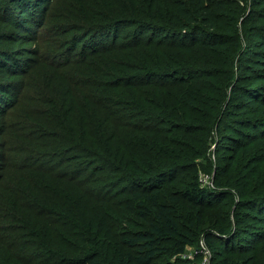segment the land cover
<instances>
[{"label": "trees", "instance_id": "trees-1", "mask_svg": "<svg viewBox=\"0 0 264 264\" xmlns=\"http://www.w3.org/2000/svg\"><path fill=\"white\" fill-rule=\"evenodd\" d=\"M77 1L80 6L88 3L95 15L99 14V19L93 24H82L81 41L64 42L67 47L61 64L45 63L54 69L59 66L70 95L67 98L65 94L59 96L60 108L62 110L63 106L66 113L62 111L55 119H47L44 112H40L38 114L44 117L42 121L32 118L33 131L40 140L34 142L32 154L21 155L17 164L13 163L22 173L14 176L15 182L9 185V194L2 202V210L11 216L0 212V244L12 252L13 257L8 264H49L57 254L47 248L50 244L44 243L53 236L47 233L52 231L61 240L77 236L78 229L72 225L77 220L69 198L57 197L67 185L73 189L70 191L72 204L83 199L108 201L111 207L122 211V215L126 211L123 220L128 215L129 219L142 220L139 226L135 222L131 225L132 220H129L127 225L131 228L121 230L118 236L120 256L115 264H190L181 255L187 246L197 243V222L183 225L185 220L178 219L176 208L179 204L204 207L223 202L226 199L224 187L236 191L238 196L236 208L231 213L233 221L243 225L242 220L255 211V221L264 223V193L254 194L255 186L250 182H238L235 171L226 173L222 165L216 166L212 187L198 180L199 171L205 166L197 159L206 158L213 134L228 136L220 134L223 114L218 120L217 117L221 109L225 112L235 105L238 90L236 84L231 87L230 97L223 106L216 101L212 87L206 85L208 80H217L224 73L218 63H227L216 50L224 43L219 35L220 21L216 20L218 5L209 2L211 0H174L173 3L162 0L166 8L174 5L172 10L177 16L171 17L167 11L159 13L154 9L156 0H148L147 4L146 0H126L125 5L123 0H119V5L117 0ZM25 3L30 5L29 1ZM69 9L62 14L61 21L73 19ZM136 14L141 16L133 19L134 25L138 24L136 29H127L125 21L116 19L121 15L136 18ZM174 17L178 20H173ZM57 25L55 22L46 29L44 40H41L45 47L43 53L63 46L61 38L57 39ZM122 33L127 34L129 40L120 43L118 39ZM140 45L153 47V51L160 52V59L172 62L157 66L158 61L150 59L143 60L145 66H138L126 63L124 60L128 58L123 52L121 66L127 70L132 68L123 76L113 56L102 54L111 49ZM162 48L170 51L164 52ZM258 52L260 63L264 51ZM100 54L102 56H98ZM155 54L153 60L158 58ZM153 64L155 68H148ZM144 67L147 68L142 69ZM250 73L247 77L255 81L264 79V68H252ZM75 74L83 77L75 79ZM95 74L110 80H101ZM245 87L242 97L264 105V84L254 89ZM75 108L78 114H73ZM69 123L77 124L79 130ZM126 181L130 187L116 188ZM239 184L243 187L241 190ZM118 195L125 197L118 198ZM129 196L134 197V202ZM145 200L149 201L148 205ZM237 208L244 209L245 213ZM115 213L116 209L111 217H99V225L106 230L112 229V223L118 225ZM21 224L26 225L24 231ZM225 228L224 224L215 231L205 228L201 233L204 246L213 252L218 246L220 250L235 253L248 234L242 233V229L226 236L230 231ZM255 233L260 236L262 232ZM33 237L41 240L44 248L38 247ZM96 253L90 254L94 257L90 264H99ZM158 259L162 260L157 262ZM252 264H264V256Z\"/></svg>", "mask_w": 264, "mask_h": 264}, {"label": "rangeland", "instance_id": "rangeland-1", "mask_svg": "<svg viewBox=\"0 0 264 264\" xmlns=\"http://www.w3.org/2000/svg\"><path fill=\"white\" fill-rule=\"evenodd\" d=\"M24 1H29L30 5L24 4ZM123 1L125 5L126 0ZM147 2L148 0L145 1V4ZM173 2L174 0H172ZM209 2L216 3L219 8L216 11V20L219 19L221 22H219L221 29L219 35L223 37L224 43L218 45L216 50L221 60H226L227 63H218L224 73L217 80H208L206 85L213 88L211 90L212 93L215 92L216 101L222 102L223 106L230 97L231 87L236 84L238 90L235 92V105L225 112L221 109L222 112L217 117L218 120L223 114L220 134H228V136L213 134L206 158L197 159L200 165L205 166L204 170L199 171L198 180L203 185L212 187V177L216 174L214 168L222 165L226 173L232 174L235 171L234 176L238 182L242 184L250 182L252 186H255L254 194L264 193V105H257V103H252L248 97H242V94L246 92L242 90L244 86L254 89L264 84V79L255 81L247 77L251 74L252 68H264V59H260V63L257 61V56L260 53L258 50L264 51V45H261V41L264 40V0H211ZM117 3L119 5V0ZM162 4V0H156L154 9L159 13L167 11L171 17L177 16L172 10L174 5H169V8H166ZM67 9L72 12L73 19L61 21L62 14L67 12ZM126 9L127 7H125V11H127ZM136 15V18L133 15H125V17L121 15L116 19L118 22L125 21L124 23L128 24L126 25L127 29H136L138 24L134 25L133 19L141 17L140 14ZM54 16H58V18L54 19ZM98 19L99 14L95 15L88 3L80 6L77 0H0V212L3 215L6 211L2 210L4 208L2 202L6 200L5 195L9 194L8 187L15 182L16 174L22 173L15 169L13 163L17 164L16 161H19L21 155L30 154L34 150V142L40 140L38 134L35 136L36 133L33 131L35 129L31 125L32 118L36 117L37 121H42L44 117L38 114L40 112H44L47 119H55L56 114L62 111L66 113L63 106L61 110L59 105V96L65 94L64 98H67L70 95L65 76L59 71V66L54 69L55 67L45 63L61 64L65 58L64 49L67 47L64 42L81 41L82 24H93ZM173 20H178V18L174 17ZM55 22L58 24L59 32L57 39L61 38L63 46L60 49L43 53L42 50L45 47L41 40H44L46 29ZM139 30L142 31L140 24ZM145 34H150V32ZM125 36L122 33L118 42L128 41V35L125 34ZM156 37H160V34ZM152 48L149 45L125 46L120 50L104 51L102 54L112 55L118 70H121L125 76L124 73L131 72L132 68L127 70L121 66L120 60L123 61V52L128 58L124 60L126 63H135L138 66H145L143 60L150 59L158 61L155 63L157 66L172 62L160 59V52H155ZM162 51L170 50L162 48ZM102 54L98 56H102ZM154 54L158 57L155 60H153ZM156 65L153 64L148 68H155L152 66ZM49 72H53V74ZM64 74H66V69H64ZM75 75L77 76L75 79L83 77V75ZM95 75L101 80L109 79L106 76ZM66 79L68 80L67 77ZM56 99L58 100L57 104L55 103ZM73 114H78V108H75ZM247 118L251 121H245ZM69 125L73 126L71 123ZM100 126L103 128L101 123ZM73 128L78 129V125L74 124ZM234 130L244 131L236 132ZM82 162L84 161L82 160ZM75 163L79 162H73V164ZM129 185L126 181L116 185V188L122 186L128 188ZM64 188L66 190L59 193L57 197L63 200L66 197L69 198L68 202L70 207L72 205L74 219L77 220L76 223L72 222V225L78 229L75 231L77 236L61 240V238L55 237L54 232L47 233L49 236L51 234L53 236L49 240H44V243L50 244L47 248L57 254L49 264H90V260L94 258L90 254L94 252L99 254V264H115L120 256L121 248L118 246V236L121 230L131 228L134 222L136 226H139L142 220L138 217L129 219L130 215L126 217V220H123L122 216L126 215V211L122 215V211L111 207L108 201L94 202L90 199L87 201L83 199L80 203L77 200L72 204L70 191L73 189L70 190L69 185ZM242 188L239 184L238 189ZM223 190L226 191L224 193L226 199L223 202L204 207H187L185 204H179L176 208L178 219L185 220L182 222L183 225L197 222L195 226L197 243L187 246L181 255V258L189 260L190 264H252L257 258L264 256V223L255 221L257 215L255 211H251L252 215H248L242 220L244 221L243 225L233 221L231 213L236 208L238 196L236 191L226 187ZM101 194L102 192H100ZM121 197L124 198L125 195H118V198ZM115 198L116 194L113 196V199ZM133 198V196H129V200L132 202H134ZM148 202L145 200L146 205ZM115 209L118 225L112 223V229L106 230L105 227L99 225L98 218L111 217ZM237 211L245 213L244 209L237 208ZM6 214L9 213L6 212ZM129 220H132L131 225H127ZM223 224L225 229L230 231L226 236L242 229L244 230L242 233L248 234L247 237H244L247 238L246 241L240 242L241 245L237 247L235 253L220 250L218 246L213 252L203 244L202 231L205 228L215 231ZM21 225L24 231L26 225ZM239 225L241 226L239 227ZM258 231L262 232L260 236L255 233ZM33 240L37 242L38 247L44 248L41 240L37 237H33ZM241 240L245 239H239V241ZM10 258H13L12 252L0 244V264H8ZM160 260L162 259H158L157 262ZM171 260L173 261L174 258Z\"/></svg>", "mask_w": 264, "mask_h": 264}]
</instances>
